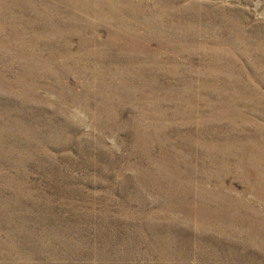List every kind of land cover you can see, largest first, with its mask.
<instances>
[{
    "label": "rangeland",
    "instance_id": "374dc122",
    "mask_svg": "<svg viewBox=\"0 0 264 264\" xmlns=\"http://www.w3.org/2000/svg\"><path fill=\"white\" fill-rule=\"evenodd\" d=\"M0 264H264V0H0Z\"/></svg>",
    "mask_w": 264,
    "mask_h": 264
}]
</instances>
